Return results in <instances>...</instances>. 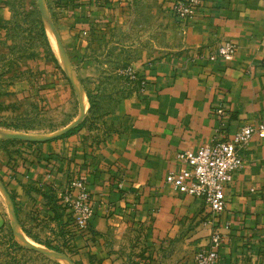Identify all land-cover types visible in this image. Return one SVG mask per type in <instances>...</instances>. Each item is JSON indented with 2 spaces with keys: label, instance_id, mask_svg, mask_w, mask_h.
I'll list each match as a JSON object with an SVG mask.
<instances>
[{
  "label": "crops",
  "instance_id": "1",
  "mask_svg": "<svg viewBox=\"0 0 264 264\" xmlns=\"http://www.w3.org/2000/svg\"><path fill=\"white\" fill-rule=\"evenodd\" d=\"M176 1L45 0L49 28L88 90L101 82L98 56L113 28L135 8L161 45L152 47L155 58L136 65L142 84L111 112L107 133L84 126L32 141L6 162L0 182L32 242L83 251L89 264H126L128 235L138 232L151 264H196V252L219 232L214 264H264V138L254 135L241 147L243 167L218 215L166 182L180 168L179 151L233 139L242 126L264 122V0H199L186 18L174 13ZM13 9L0 0V55L8 52ZM43 23L46 29L44 17ZM224 40L237 44L233 59H209ZM30 64L36 71L37 62ZM54 70L52 82L74 86L68 73L62 79ZM33 87L19 78L0 100L29 99ZM74 177L86 181L95 210L87 231L75 227L62 197ZM8 217L0 214V227Z\"/></svg>",
  "mask_w": 264,
  "mask_h": 264
},
{
  "label": "rangeland",
  "instance_id": "2",
  "mask_svg": "<svg viewBox=\"0 0 264 264\" xmlns=\"http://www.w3.org/2000/svg\"><path fill=\"white\" fill-rule=\"evenodd\" d=\"M10 1L14 6L13 19L10 22L8 52L5 55H0V73L2 70L7 71L2 80L9 83L19 78H27L35 87H33L34 93L29 99L4 102L15 106L13 112L8 111L4 114L11 117L8 122L19 125V128L0 127V130L13 134L11 136L0 135V174L7 169L6 162L12 156L17 155L25 145L32 143L29 139L54 136L73 127L85 118V126L90 130L107 133V128L113 127V125H109L111 112H115L126 94L138 89L142 84L143 79L138 74L136 65L155 58L157 54L152 47L161 45V42H157L151 28H145L144 23V26L141 27L142 23L139 22L141 11L135 8L129 21L120 22L113 28V37L98 56L97 76L99 75L101 82L90 87L89 90L86 87L84 89L79 83L86 94H91L94 103L90 112L89 103L86 112L79 119L82 111L79 86L63 64V56L66 60L67 57L59 39L52 36L49 26L45 29L44 34L41 30L43 15L39 4L41 1L45 3V0ZM143 29H147L149 32L144 33ZM50 45L53 47L54 56L58 57V62L53 56ZM150 46L151 48H149ZM29 61L37 62L36 71L31 70ZM62 64L65 71L61 68ZM53 67L58 68L54 71L60 73L62 79H65V75L68 73L74 86L70 80L63 85L52 82L54 81L53 74H51L53 72L49 69ZM70 68L72 69L71 66ZM72 72L76 78L73 69ZM49 74L51 75L49 76ZM133 76L134 78H132ZM2 187L0 186V214L3 215L6 214V208ZM8 218L4 226L0 227V264H69L66 261H58L42 251L20 244L15 238L13 225ZM13 237L22 245L21 247L13 244ZM128 239L126 264H151V261L147 260L149 256L144 255L148 251L143 244L144 240L141 239V235L138 232H130ZM62 249L65 251L63 254L71 259L73 264H89L88 257L83 251L75 254L74 250L68 247L63 246Z\"/></svg>",
  "mask_w": 264,
  "mask_h": 264
},
{
  "label": "built area",
  "instance_id": "3",
  "mask_svg": "<svg viewBox=\"0 0 264 264\" xmlns=\"http://www.w3.org/2000/svg\"><path fill=\"white\" fill-rule=\"evenodd\" d=\"M198 2L177 0L174 13L181 18L192 17L197 12ZM236 51L237 44L233 40H224L211 51L208 58L231 60ZM254 135L264 138V122L242 126L235 132L233 139L219 140L195 150L179 151L176 157L180 168L170 171L166 175V182L182 193L201 199L213 215H218L227 207L225 189L243 167L241 147ZM62 197L72 212L75 227L87 231L95 210L86 181L79 177L72 178ZM221 244V234L214 232L210 247L196 252V264H214L219 257Z\"/></svg>",
  "mask_w": 264,
  "mask_h": 264
},
{
  "label": "bare ground",
  "instance_id": "4",
  "mask_svg": "<svg viewBox=\"0 0 264 264\" xmlns=\"http://www.w3.org/2000/svg\"><path fill=\"white\" fill-rule=\"evenodd\" d=\"M40 6H41V8L43 10V14H44L45 21H46L47 25L50 26V21L48 20L49 18L47 16V12H46V9H45L44 1H41L40 2ZM51 34H52V36H54V38H57L56 37L57 35L55 36L52 32H51ZM60 53H62V51H60ZM63 64L67 68V70L71 73V75H72L71 77H73L75 79L76 83L79 86L78 87L79 100H80V105H81V109H82L81 115H80V118L79 119H81V117L86 112V110H87V108L89 106V100H88L87 94L85 93V91L83 89H81V87L79 85V82L77 81V79L73 75L72 69L70 68V66H69V64H68V62H67V60H66V58L64 56H63ZM0 135H2V136H11L13 134L8 133V132H5L3 130H0ZM0 186L2 187L1 182H0ZM2 189H3L4 197H5V208H6V211L8 212V216L11 219L16 240L20 244L25 245V246H28V247H32V248L37 249L39 251H42L45 254L51 256L52 258H54V259H56L58 261H62V262L63 261H66L69 264H73V262L66 255H64L62 253H59L57 251H54V250H52L50 248H47V247H45L43 245L36 244V243L32 242L27 237V235L24 233V231L22 230V228L20 227V225L18 224V222L16 220L15 213H14V209H13V204H12V201H11L8 193L6 192V190L3 187H2Z\"/></svg>",
  "mask_w": 264,
  "mask_h": 264
},
{
  "label": "trees",
  "instance_id": "5",
  "mask_svg": "<svg viewBox=\"0 0 264 264\" xmlns=\"http://www.w3.org/2000/svg\"><path fill=\"white\" fill-rule=\"evenodd\" d=\"M41 30H42V32L44 34L45 33V26H44L43 21H41ZM45 37H46V34H45ZM50 48H51V51L53 53L52 47H50ZM53 56H54V53H53ZM54 58L57 61V58L55 56H54ZM5 72H7V71L2 70V72L0 73V78H1L0 79V97L12 94V91L10 90V87H11V85H13L14 82H9L8 83V82H5V80H2L3 76H5ZM87 96H88L89 103H90V107H89V112H90L92 110L93 106H94V103L92 101L91 94L87 93ZM14 109H15L14 105L6 104V103L0 101V127L15 128V129L19 128V125L15 124V123L8 122L9 118H11V117H8V115L4 114V113H6L8 111L13 112ZM85 122H86V118L83 119L82 121H80L77 125H75L72 128H70L65 133L61 134L60 137H65V136H68V135H71V134H74V133L78 132L81 128H83L85 126ZM0 179L3 180L1 176H0ZM4 185L6 186V184H4ZM9 195H10L11 199L13 200V202L15 204L14 197L12 196L11 193H9ZM68 207L69 206L66 205L65 208L67 209ZM15 211H16V204H15ZM13 240L12 241H13V244L15 246H18V247L22 246L17 241H15L14 237H13ZM43 244H44V246H46V247H48V248H50V249H52L54 251H57L59 253H64L65 254V251L62 249L63 246H61V245H58V244L53 245L50 242H45ZM64 246H66V245H64ZM68 248H70V247H68ZM70 257H71V255H70ZM147 258H148L147 260H151L150 257H147ZM138 264H140V263H138Z\"/></svg>",
  "mask_w": 264,
  "mask_h": 264
},
{
  "label": "water",
  "instance_id": "6",
  "mask_svg": "<svg viewBox=\"0 0 264 264\" xmlns=\"http://www.w3.org/2000/svg\"><path fill=\"white\" fill-rule=\"evenodd\" d=\"M39 6H40V4H39ZM40 9H41V11H42V15H43V17H44V14H43V10H42V8H41V6H40ZM45 19V18H44ZM52 23V22H51ZM52 26H53V24H52ZM53 28H54V26H53ZM54 30H55V28H54ZM55 32H56V30H55ZM56 34H57V32H56ZM57 37H58V35H57ZM58 39H59V37H58ZM59 42H60V39H59ZM60 44H61V42H60ZM61 47H62V45H61ZM62 49H63V47H62ZM64 51V50H63ZM65 53V52H64ZM78 124V123H77ZM76 124V125H77ZM75 126V125H74ZM72 128V127H71ZM70 129V128H69ZM69 129H67V130H65V131H63L62 133H59V134H57V135H55V136H58V135H61V134H63V133H65L66 131H68ZM55 136H51V137H46V138H42V139H29V140H31V141H44V140H47V139H51L52 137H55ZM13 138V137H12ZM17 138H21V137H17ZM26 139V138H25Z\"/></svg>",
  "mask_w": 264,
  "mask_h": 264
}]
</instances>
